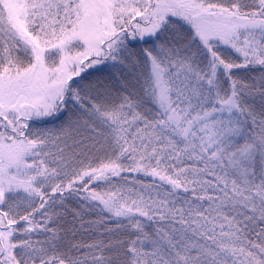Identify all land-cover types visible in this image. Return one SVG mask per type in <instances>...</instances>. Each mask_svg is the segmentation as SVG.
Wrapping results in <instances>:
<instances>
[{
    "label": "snow or ice",
    "instance_id": "1",
    "mask_svg": "<svg viewBox=\"0 0 264 264\" xmlns=\"http://www.w3.org/2000/svg\"><path fill=\"white\" fill-rule=\"evenodd\" d=\"M0 264H264V0H0Z\"/></svg>",
    "mask_w": 264,
    "mask_h": 264
}]
</instances>
